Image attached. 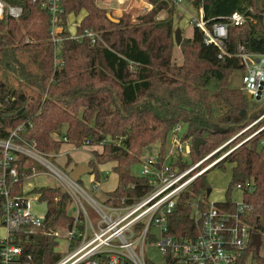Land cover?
Instances as JSON below:
<instances>
[{
    "label": "trees",
    "instance_id": "1",
    "mask_svg": "<svg viewBox=\"0 0 264 264\" xmlns=\"http://www.w3.org/2000/svg\"><path fill=\"white\" fill-rule=\"evenodd\" d=\"M5 1L23 6L24 12L19 20H0V74L6 78L10 72L19 82L17 88L3 80L0 83V90L12 95L0 115V138L7 137L9 128L28 121L32 124L26 126L24 136L35 139L37 148L45 154L60 153L64 143L78 147L102 144L101 152L92 151L95 158L88 162L89 173L94 174V183L100 182L104 175L99 165L116 163L113 170L118 174L117 186L102 200L112 206L131 204L149 191L146 178L132 172L131 167L157 142L161 143L159 156L163 160L167 137L178 123L188 126L185 138L204 139L198 152L192 146L194 162L233 138L224 150L234 149L179 194L168 216V234L177 238L197 235L191 202L200 196L204 205L210 187L206 174L217 166L225 168V163L232 165V176L224 202L218 204L234 209L236 184L253 180L255 189L244 193L243 198L254 206L250 220L253 230L264 231V118L247 128L264 113V103L250 99L235 85V74L243 77L245 68L237 55L239 44L250 52L264 53V0H260L262 9H258L256 0H194L195 7L203 5L208 25L225 21L236 11L251 15V19L228 27L224 51L214 43L206 44L204 30L194 24L193 36L181 43L182 63L173 61L172 20L154 18L162 9H175L167 0H150L153 11L140 23L130 22L127 14L118 22L112 21L94 0H60L64 10L59 14L62 31L58 35L63 37V63L56 65L51 11L39 0ZM129 8L137 12L138 0H133ZM83 10L86 13L76 26V35L83 36L73 37L67 29L68 16L78 17ZM86 30L98 33L101 39L93 43ZM27 37L33 41L27 42ZM20 52L30 57L23 60ZM32 61H37L36 69L29 67ZM26 86L32 88L31 94L25 91ZM63 135L67 142L62 140ZM27 162L21 155L20 180L14 189L17 194L22 193L25 179L32 174ZM178 165L181 169L189 167L185 162ZM30 193H38L39 201L47 206L44 222L33 234L13 233L15 241L21 239L22 253L10 264H56L63 254L56 250L55 232L73 225V198L60 185L36 186ZM2 203L0 197V219ZM91 216H96L93 210ZM149 240L156 238L150 235ZM248 253L257 264H264V257L252 243ZM248 253L240 264H246ZM146 263L177 264L170 256L162 263L146 258ZM122 264L132 262L125 260Z\"/></svg>",
    "mask_w": 264,
    "mask_h": 264
},
{
    "label": "built area",
    "instance_id": "2",
    "mask_svg": "<svg viewBox=\"0 0 264 264\" xmlns=\"http://www.w3.org/2000/svg\"><path fill=\"white\" fill-rule=\"evenodd\" d=\"M39 1L52 13L51 40L55 44L54 64H62L60 49L63 39L58 35L60 32H58V27H61L58 22L59 14L64 9L60 0ZM167 1L181 9L183 2L187 0ZM23 12V6L0 0V20L6 17L19 20ZM247 19H251V15L236 11L227 16L225 21L214 22L211 25H208L203 17H194L191 23L204 30L206 44L214 43L224 51L228 27L240 25ZM85 35L91 37L93 43L101 39L98 33L91 30H86ZM72 36L82 38L83 35L77 36L75 31ZM26 41L29 42L30 39L27 38ZM237 55L245 67L241 89L250 99L264 103V53L250 52L241 43L237 48ZM219 56H222V53ZM263 118L264 113L247 128ZM31 124L27 121L14 128H9L7 137L0 138V167L2 170L0 197L4 212L2 225L6 227V236L0 240L1 264H10L22 253L21 239L16 242L13 233L33 234L37 227L42 226L45 217V214L33 209V206L40 202L39 194L30 193L33 188L26 190L25 181L30 177H41L43 173L46 174V171L37 172L36 167H31L32 174L25 179L22 193L14 192L15 184L20 180L21 155L25 156L27 161L37 160L51 174H55L60 181V186L68 191L76 201V203L73 202L77 206L73 225L61 227L55 232L57 236L55 247H57L59 238H64L67 242L66 253L56 264H122L125 260L131 261L132 264H147L143 253V247L147 243L158 246L164 257L170 256L176 260L177 264H240L241 259L248 253L249 245L253 241L252 235L255 232L250 222L254 206L244 200L243 194L255 189L253 180L236 184L235 190L241 194V197L233 199L235 208L232 210L227 209L224 203L218 204V201L207 200V197L204 205H201L200 196L193 199L191 217L195 221L198 232L195 237L177 238L168 234V216L172 213L179 194L198 175L224 159L234 149L224 150L233 138L189 165L188 168L181 169L177 160L183 158L185 161L184 158L191 155L193 139L185 138L184 134H180V123H178L171 131L172 147L167 152L164 150L163 160L160 161L158 152L154 157L147 158L141 168L139 174L146 178L150 186L149 191L131 204L112 206L93 198L79 186L77 181L71 179V174L57 169L50 163L46 158L48 154L37 148L36 140L27 139L23 134L26 126ZM55 137L60 136L55 134ZM61 138L67 142L65 135ZM214 156L216 157L210 163L193 174L197 168L206 164ZM80 196L85 198L86 203L98 216L96 222L93 221L88 206L81 201ZM81 224L84 226L83 229L79 228ZM259 233L261 234V246L258 254L264 257V231ZM150 235L156 240L151 242ZM136 243L141 244L140 253L134 247ZM28 257L31 258V255ZM250 258L253 262V256L248 253L246 263Z\"/></svg>",
    "mask_w": 264,
    "mask_h": 264
},
{
    "label": "rangeland",
    "instance_id": "3",
    "mask_svg": "<svg viewBox=\"0 0 264 264\" xmlns=\"http://www.w3.org/2000/svg\"><path fill=\"white\" fill-rule=\"evenodd\" d=\"M193 1L194 0L184 1L181 9L177 8L175 6H174L175 9L172 11L169 9H162L158 13L155 14L154 18L158 21H161V22L172 20L173 29H174L173 37L175 35L176 28L181 27L182 28V36H183L182 41L184 39L191 38V36L193 34V30H194V24L191 22L193 21L194 17L195 18H201V16H202L201 11H199L200 9L195 7ZM94 2L97 6L105 9L107 11L108 15L110 14L112 17H114L118 20L122 16H124L125 14L129 15L130 16V22H132V23H140L143 20V16L145 14L151 13L153 11V7H154V4L150 0H144V2H146L149 5L146 9H143L140 7V3L138 0V11L137 12L131 11L129 8L132 5L133 0H94ZM169 5L172 6V4H170V3H169ZM118 9H120V10H118ZM85 13L86 12L83 10L81 15L78 17L75 16L74 14H70L68 16V19H67L68 20V24H67L68 28L67 29L70 31L71 35H73L75 33L76 26L81 21L83 15ZM59 31H62V27H58V32ZM27 38H29V37H27ZM61 38L63 39V37H61ZM30 41H33V39H30ZM19 57L23 60H26L28 57H30V55L23 54L20 52ZM182 60L183 59H182V52H181V44L178 45V44H176V41H175L173 61L175 63H182ZM29 67L31 69H36L37 68V61H32V63H30V65H29ZM235 76H236L235 85H238L241 87L242 86V76L240 77V73L235 74ZM2 80L6 81L7 84L9 85V87H16V88L18 87L19 82H18L17 77L10 72L7 74L6 78L4 77V75L0 74V83ZM25 91L27 92V94H31L32 88L30 86H26ZM6 93H4L0 90V115L5 113V109L7 107V105L5 103L8 102L9 98L12 96L11 92H9V93L6 92ZM0 120H1V118H0ZM0 126H2V123H0ZM187 130H188L187 124L184 122L180 123V134H185L187 132ZM240 133H242V131ZM171 138H172V133L170 132L168 137H167V141H166L165 148H164V150L166 152L169 151L172 147ZM73 146H74L73 148H68L67 145H64V146H62L60 153H58V154H53V153L48 154L47 153L48 155H46V158L57 169H60L65 173L71 174L72 169L75 168L76 165L81 164V163H86L88 165L87 156L89 153H91V155H92L91 157L95 158L92 151L96 150L98 152H101L102 148H103L102 144L93 145L90 147L88 145H83L80 147H78L76 145H73ZM160 146H161V143L157 142L151 146L150 150L146 149L144 151L143 155L141 156L140 161H138L137 163H135L131 167L132 172L139 174L142 166L144 165V163L146 161V159L154 157L159 152ZM67 150H69V151H67ZM49 155H54V156H49ZM191 155L187 156V158H184L185 161L183 160V158H179L177 160L178 164H180V162H185L188 165L193 164L195 160L193 159V157ZM83 157H85V158H83ZM26 164L29 165L30 167H33V166L36 167L37 172H40V171L45 172L46 171V174L43 173L41 177L38 176L35 178H32V177L28 178V180L25 181V189L26 190L32 189L36 185H40V184L53 185V186L60 184L58 177L55 174H51L48 169L46 170L45 167L41 166V163L37 162V160L33 159L31 161H28ZM107 170H108L107 173L111 177L113 171L110 169H107ZM231 176H232V165L229 163H225V168L217 166V167L211 169L206 174V178H207L208 183L210 185L208 192H207V195H206L207 200H215L218 202L223 201L226 197V190L228 188ZM87 181H88V174H84L80 178V180L77 181V183L89 195H91L93 198H96L98 201L101 202L102 194L100 192H96V191L94 192L92 185L87 183ZM110 181H111L110 178H108L107 180L105 179L103 182V186L110 187L111 186ZM32 182H33L32 187L28 188V185H30V183H32ZM239 196H240V193L234 189V192L232 193V198L238 199ZM80 197H81V201H83L86 204V206H88L90 213H91L92 209L90 208L88 203H86L85 198H83L82 196H80ZM104 197H105V195H104ZM73 202L76 203V201H74V200H73ZM36 204L37 205H35V207L33 206V209L35 208L38 213L45 214L46 213V205L42 202H37ZM70 212H71V214H75L76 207H74V209H71ZM92 219L94 222H96L98 220V216L96 215L95 218H92ZM0 234H2V237L6 235L5 225H0ZM66 245H67L66 239L59 238L56 250L62 252V254L65 255ZM134 247L136 248V250L139 253L141 252L142 249H141L140 243H136L134 245ZM143 253L146 256V258H149L156 263H162L165 261L164 255L159 250L158 246H156L155 244H152V243L145 244V246L143 247ZM133 264H135V263H133ZM246 264H257V263L254 261L251 262V258H250Z\"/></svg>",
    "mask_w": 264,
    "mask_h": 264
},
{
    "label": "crops",
    "instance_id": "4",
    "mask_svg": "<svg viewBox=\"0 0 264 264\" xmlns=\"http://www.w3.org/2000/svg\"><path fill=\"white\" fill-rule=\"evenodd\" d=\"M198 9H200L199 11H201V17H203V7H202V5H200L199 7H198ZM192 36H193V34H192ZM191 36V37H192ZM64 145H67L68 146V148H73L74 146L73 145H71V144H69V143H64L63 144V146ZM89 147L90 146H93V145H88ZM100 147V146H99ZM67 151H69V150H67ZM92 155H91V153H89L88 154V156H87V162H89V160L91 159V158H93V157H91ZM81 158V157H80ZM83 158H85V157H83ZM82 159V158H81ZM115 162H108V163H104V164H100L99 165V170H100V172L104 175V178H102V180L100 181V182H97V183H94V174H92V173H87L88 174V181H87V183H89V184H91L92 185V188H93V191L95 192H100L101 194H102V198H101V202H102V200H104L105 198H106V195H105V193L106 192H109V191H112L113 189H115L116 188V186H117V183H118V174L113 170V167L115 166ZM107 169H110V170H112L113 171V173H112V175H111V177H110V175L107 173ZM108 178H110V183H111V186L110 187H105V186H103V182H104V180L106 179H108ZM88 184V185H89ZM32 185H33V182L32 183H30V185H28V188L30 187H32ZM43 185H46V184H40V185H36V186H43ZM60 185V184H59ZM35 186V187H36ZM53 186V185H52ZM55 186H57V185H55ZM96 187V188H95ZM104 195H105V197H104ZM239 197H241V194H240V196ZM45 204V203H44ZM35 205H37V204H35ZM35 205H34V207H35ZM46 205V204H45ZM74 207H76V212H75V214H73V215H76V213H77V206H76V204L75 203H73L72 204V206L70 207V210L71 209H74ZM35 209V208H34ZM46 209H47V206H46ZM35 211L37 212V210L35 209ZM71 213V212H70ZM1 220L2 219H0V225H2V223H1ZM6 236V235H5ZM5 236H3L2 237V234H0V240H2V239H4L5 238Z\"/></svg>",
    "mask_w": 264,
    "mask_h": 264
},
{
    "label": "water",
    "instance_id": "5",
    "mask_svg": "<svg viewBox=\"0 0 264 264\" xmlns=\"http://www.w3.org/2000/svg\"><path fill=\"white\" fill-rule=\"evenodd\" d=\"M256 2H257L258 9H262L260 0H256ZM109 18L115 22L119 21L118 19L112 17L110 14H109ZM174 37H175L176 44L178 45L181 44L182 39H183L181 27L176 28ZM202 143H204V139L202 138L196 137L193 139V147L195 151L197 152L199 151V147ZM150 149L151 147H148V150ZM87 173H89L88 165L86 163H81V164L76 165V167L71 172L70 176L73 181H78L84 174H87ZM252 236H253L252 243L256 247V252L259 253L260 246H261V234L259 232H254Z\"/></svg>",
    "mask_w": 264,
    "mask_h": 264
},
{
    "label": "bare ground",
    "instance_id": "6",
    "mask_svg": "<svg viewBox=\"0 0 264 264\" xmlns=\"http://www.w3.org/2000/svg\"><path fill=\"white\" fill-rule=\"evenodd\" d=\"M139 3H140V7L143 9H146L149 6L146 2H144V0H139Z\"/></svg>",
    "mask_w": 264,
    "mask_h": 264
}]
</instances>
